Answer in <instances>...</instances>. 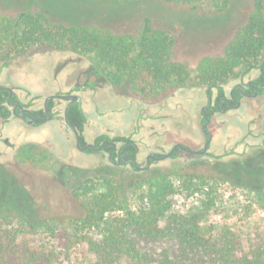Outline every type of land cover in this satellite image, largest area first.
<instances>
[{
  "label": "rangeland",
  "instance_id": "obj_1",
  "mask_svg": "<svg viewBox=\"0 0 264 264\" xmlns=\"http://www.w3.org/2000/svg\"><path fill=\"white\" fill-rule=\"evenodd\" d=\"M224 2L226 8H223ZM253 3L254 0H186L178 5L160 0H0V15L16 20L24 12L39 13L45 15L52 26H87L130 39L139 37L145 19L150 18L153 29L167 31L173 38L171 60L188 71V86L197 87L202 85L197 77L201 64L224 57L227 47L245 26ZM67 49L54 45L35 47L23 56L37 58L31 63L28 74L7 71L0 75V80L19 83L40 92L34 93L36 95L46 96L49 93L43 92L49 87L40 78V63L45 58L62 57ZM0 53L8 51L0 48ZM18 55L8 53L9 58ZM86 57L98 64L93 57ZM249 68L243 64L229 76H237ZM185 94L190 93L175 95L183 98ZM191 95L183 101L168 96L160 101H144L132 93L105 96L98 106L89 108L88 132L96 134L99 130L115 129L117 134L139 133L138 137L155 145L171 142V135L150 137L151 127L156 126L160 133L170 130L174 139L192 143L198 131V117L193 119V129L188 113L194 108ZM122 109L126 112H118ZM259 113L264 116V97L247 100L240 110L221 118L226 128H219L220 136H216L211 148H222L226 137L233 133L229 130L243 125L239 155L223 162L209 159L188 164L167 161L143 176L113 170L101 155L94 153H78L71 157V144L64 129L54 123L32 127L18 120L7 125L0 122V136L18 143L39 144L28 146L22 154L0 157V215L8 216L16 226L34 227L21 238L31 249L50 254L55 264H91L93 258L85 243L66 246L67 238L74 240L72 221L85 214L82 200L75 197L74 191L86 177L113 176L122 184L130 208L136 210L146 193L144 183L148 177L165 174L178 184L179 177L194 176L196 183L200 178L209 186L192 196L185 192L175 195L171 213L183 218L196 216L206 238L216 239L230 231L243 247L256 244L259 238L264 239V118L255 124L245 126L244 123L258 118ZM159 115L168 117L153 120ZM141 122L144 126L137 131ZM161 123L165 124L164 128H158ZM209 187H213L212 191ZM259 188L262 189L259 191ZM121 264L127 263L122 260Z\"/></svg>",
  "mask_w": 264,
  "mask_h": 264
},
{
  "label": "trees",
  "instance_id": "obj_2",
  "mask_svg": "<svg viewBox=\"0 0 264 264\" xmlns=\"http://www.w3.org/2000/svg\"><path fill=\"white\" fill-rule=\"evenodd\" d=\"M160 1L178 5L186 0ZM51 45L93 57L113 80L144 101L165 99L170 93L151 92L181 88L190 82L186 68L171 60L173 38L167 31L153 29L150 18L145 19L139 37L130 39L87 26H52L39 13L24 12L16 20L0 15V48L8 53ZM263 53L264 0H254L245 26L224 57L204 61L198 80L200 84L215 83L243 64L254 66ZM80 122L81 128L83 117ZM179 178L175 184L165 174L148 177L141 204L132 210L119 180L111 175L86 177L74 191L85 214L72 221L74 240L67 238L66 246L85 243L93 258L91 264H121L122 260L127 264H264L263 238L245 247L230 231L216 239L206 238L196 216L171 213L175 195L185 192L192 196L209 186L200 178L196 183L194 176ZM117 212L121 214L114 215ZM33 228L16 226L8 216L0 215V264H55L50 254L31 249L21 238Z\"/></svg>",
  "mask_w": 264,
  "mask_h": 264
},
{
  "label": "flooded vegetation",
  "instance_id": "obj_3",
  "mask_svg": "<svg viewBox=\"0 0 264 264\" xmlns=\"http://www.w3.org/2000/svg\"><path fill=\"white\" fill-rule=\"evenodd\" d=\"M26 53L19 54L16 58H9L8 53H0V75L7 71L28 74L31 63L37 58H24ZM40 64L38 68L41 73L40 78L49 87L48 91L43 92L49 93L46 96L36 95L34 93L40 92H34L19 83L0 80L1 124L7 125L12 120H18L32 127L54 123L61 130L64 129L66 138L71 144V157L78 153L101 155L113 170L128 172L133 176L152 173L158 165L167 161L188 164L209 159L223 162L228 157L239 155L242 149V141L239 137L242 136L243 125L229 130L233 133L226 137L227 142L222 148L215 150L211 148L216 136H220L219 128H226V122L221 118L240 110L247 100L264 97V53L254 66L237 76H223L215 83L197 87H189L187 84L181 88L151 92L170 93L168 98L175 97L181 101L192 94L194 108L188 113L192 117L193 129L195 128L193 119L198 117V131L194 134V142L176 140L170 130H162L160 133V130L153 126L150 137L161 138L171 135L170 140H172L169 143L155 145L138 137L139 133L117 134L115 129L99 130L96 134L88 132L89 108L98 106V102L105 96L135 93L126 85L113 80L103 67L71 49H67L62 57L45 58ZM177 93L190 94L176 98ZM175 106L178 109L180 102ZM124 111L126 112V109L118 110L120 113ZM81 117L84 118V122L80 128ZM167 117L168 115H159L153 120ZM263 118L262 113H259L258 118L254 120L250 118L244 124L245 126L250 123L255 124ZM162 123L158 128L165 127ZM143 126L141 122L136 130H140ZM251 133L254 134L253 131ZM34 144L39 145L33 142L18 143L9 137L0 136V157L22 154L28 146Z\"/></svg>",
  "mask_w": 264,
  "mask_h": 264
},
{
  "label": "water",
  "instance_id": "obj_4",
  "mask_svg": "<svg viewBox=\"0 0 264 264\" xmlns=\"http://www.w3.org/2000/svg\"><path fill=\"white\" fill-rule=\"evenodd\" d=\"M89 147H91V146H89Z\"/></svg>",
  "mask_w": 264,
  "mask_h": 264
}]
</instances>
